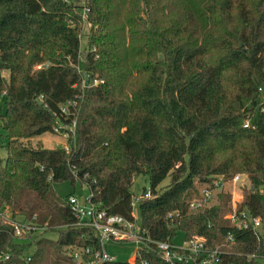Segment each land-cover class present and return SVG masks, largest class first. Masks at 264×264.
<instances>
[{"label": "trees", "instance_id": "16d2710c", "mask_svg": "<svg viewBox=\"0 0 264 264\" xmlns=\"http://www.w3.org/2000/svg\"><path fill=\"white\" fill-rule=\"evenodd\" d=\"M0 99V209L42 228L18 240L0 217V264H76L69 248L97 239L53 184L85 186L106 212L127 217L137 175L151 194L137 204L151 240L203 236L196 264L214 250L216 264L264 254L263 239L224 218L227 192L187 207L201 184L241 173L250 188L238 208L264 231V0H0ZM59 123L73 125L66 148L31 143ZM102 264L175 263L147 243L132 263Z\"/></svg>", "mask_w": 264, "mask_h": 264}, {"label": "built area", "instance_id": "2783aa9c", "mask_svg": "<svg viewBox=\"0 0 264 264\" xmlns=\"http://www.w3.org/2000/svg\"><path fill=\"white\" fill-rule=\"evenodd\" d=\"M45 66L39 64L35 65L34 69L44 68ZM257 90L261 92V88ZM64 111V106H61ZM73 128V125H71ZM247 126V123H244ZM70 130V129H69ZM57 131V129H54ZM64 138L68 136V130L61 134ZM246 180V182L244 181ZM229 184L233 191L230 192L229 198V212L224 215V218L235 228L250 229L256 236L258 241L263 239L264 231L260 228V218L252 216L247 210L238 208L242 200V188H250L249 181L246 175L236 173L230 178H223L221 175L214 176L210 181L201 184L198 188L197 195L188 201L187 207L191 211L199 208L209 206L216 202L217 194L224 191V187ZM235 190H238L239 198L235 199ZM150 190L146 186L137 196L133 194L129 202V215L123 216L116 213H108L101 206L100 203L94 202L90 199V195L76 196L74 193L68 194L65 198L68 209L75 218L76 225L88 227L93 230L97 239L95 247H71L69 248V255L76 264H102L104 262H111L117 260L115 256L109 254L105 245L108 243L122 244L129 243L134 249V257L125 260L127 263H132L141 245L151 244L159 257L166 262L175 264H196L194 257L203 253L206 250L205 240L203 236L191 235L183 239L181 247H175L168 241L151 240L146 231L139 226L137 204L150 197ZM0 217L5 224L11 227L13 236L20 240L26 234L38 230L33 223L26 220H15L7 206L0 209ZM40 230L42 228L40 227ZM225 242H232V237L227 234L224 238ZM217 253L212 251L208 258L198 264H216ZM5 259L8 255L3 256ZM249 264H264V254L258 256L254 253L246 256ZM29 260V256L26 257Z\"/></svg>", "mask_w": 264, "mask_h": 264}, {"label": "rangeland", "instance_id": "374dc122", "mask_svg": "<svg viewBox=\"0 0 264 264\" xmlns=\"http://www.w3.org/2000/svg\"><path fill=\"white\" fill-rule=\"evenodd\" d=\"M74 4L77 5H82L83 0H74ZM90 25L87 21H85V18L83 17V21L80 25V29L78 31V39H79V48H80V57H82L85 49L87 48V33L89 31ZM3 75H7V72H3ZM87 80V79H86ZM85 81V80H84ZM84 81L82 83V86L84 85ZM89 85V82L87 80L86 85ZM4 111V106H3V100L0 99V113ZM1 121H0V157H5L6 155V150L4 148V145L7 141V135L6 132L2 129L1 126ZM57 131H53L52 133H45L43 135H40L38 137H33L31 138V143L32 144H39L42 147L45 148H53V147H64L66 148L67 146V138H64L61 134L63 131L71 130L72 131V126H64L62 124L56 125ZM246 182V180L244 179ZM167 183V178H165L161 186H164ZM147 182L146 178L143 175H137L133 178L132 180V185H131V192L134 196H137L144 188H146ZM55 192L60 195V196H65L68 193H74L76 196L80 197L82 195L87 194V189L85 186H79L78 184H75V186L72 188V186L68 182H57L53 184ZM247 189L246 186L242 188ZM224 191L227 192L230 196V192L233 191L232 186L227 184L224 187ZM235 199L239 198L238 190H235ZM15 220H22L20 217H16ZM40 230L33 231L30 234H26L25 237H31L36 233H40ZM46 236L53 237L54 235L52 233H46ZM183 234L181 232H177L175 236L172 239V244L175 247H181L182 242H183ZM20 240H26V238H22ZM106 250L109 252V254H112L119 260H127L128 258L134 257V249L129 243H122V244H114V243H108L105 245Z\"/></svg>", "mask_w": 264, "mask_h": 264}, {"label": "water", "instance_id": "95a60500", "mask_svg": "<svg viewBox=\"0 0 264 264\" xmlns=\"http://www.w3.org/2000/svg\"><path fill=\"white\" fill-rule=\"evenodd\" d=\"M86 82H87V80L85 79V81H84V85H86Z\"/></svg>", "mask_w": 264, "mask_h": 264}]
</instances>
